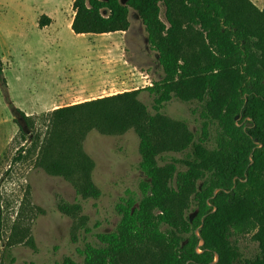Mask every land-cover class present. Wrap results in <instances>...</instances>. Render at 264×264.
Returning <instances> with one entry per match:
<instances>
[{
  "label": "trees",
  "instance_id": "1",
  "mask_svg": "<svg viewBox=\"0 0 264 264\" xmlns=\"http://www.w3.org/2000/svg\"><path fill=\"white\" fill-rule=\"evenodd\" d=\"M130 8L162 75L141 89L54 109L35 160L73 186L78 199H60L57 209L75 218L83 200L100 196L86 135L132 130L138 138V190H126L117 203L115 229L78 250L82 264H211L215 253L214 264H264V7L251 0H73L70 28L80 35L126 31ZM50 23L43 15L38 25ZM142 91L152 96L155 113L140 102ZM172 99L196 104L197 132L162 113ZM248 226L256 229L258 252L243 258L230 237ZM19 244L35 249L27 226H15L5 243L11 263ZM61 264L79 263L65 256Z\"/></svg>",
  "mask_w": 264,
  "mask_h": 264
},
{
  "label": "rangeland",
  "instance_id": "2",
  "mask_svg": "<svg viewBox=\"0 0 264 264\" xmlns=\"http://www.w3.org/2000/svg\"><path fill=\"white\" fill-rule=\"evenodd\" d=\"M72 1L0 0V264H61L65 256L82 264L78 250L86 242H96L97 233L115 229L117 203L126 190L137 191L143 178L138 138L132 130L122 135L89 132L83 148L94 162L92 179L100 196L83 200L80 214L72 218L59 212L57 203L78 199L73 186L35 166L49 113L59 108L54 106H70L88 98L82 92L78 98H67L71 83L93 89L96 78L99 90L90 97L100 98L150 86L162 75L157 53L149 48L144 27L131 8L126 31L80 35L68 26ZM254 1L259 9L264 7V0ZM43 15L51 23L39 27ZM138 98L155 113L147 91ZM11 105L29 117V125L20 114L12 113ZM195 105L172 99L161 111L184 120L197 132L200 119L192 112ZM21 126L29 132H22ZM210 131L216 134V125ZM34 135L39 139L33 140ZM15 226L30 229L35 249L15 246L11 263L4 247ZM255 232L253 226L232 231L230 240L243 258L258 252Z\"/></svg>",
  "mask_w": 264,
  "mask_h": 264
},
{
  "label": "crops",
  "instance_id": "3",
  "mask_svg": "<svg viewBox=\"0 0 264 264\" xmlns=\"http://www.w3.org/2000/svg\"><path fill=\"white\" fill-rule=\"evenodd\" d=\"M253 2H255V1L253 0ZM72 19H73V17H71L70 21L68 22V26L69 27L71 25ZM122 32H124V31H122ZM109 34H112V33H109ZM94 79H95V83H94L93 89H91L90 87H88L87 85H84V84L83 85L81 84V85H78V86L74 87L73 86L74 83H71L70 87L72 89L68 92L67 98H69V99H73L71 97L78 98V97L81 96L80 95L81 92L83 93L82 97H88V98H84L85 100H92L93 98L95 99L96 97H99V96L90 97L91 95L95 94L97 90H99L98 87H97L96 78H94ZM74 92H76V93H74ZM85 100H82V101H85ZM79 102H81V101H76V102H73V103H79ZM60 106L61 105L56 104L54 107L56 108V107H60Z\"/></svg>",
  "mask_w": 264,
  "mask_h": 264
},
{
  "label": "water",
  "instance_id": "4",
  "mask_svg": "<svg viewBox=\"0 0 264 264\" xmlns=\"http://www.w3.org/2000/svg\"><path fill=\"white\" fill-rule=\"evenodd\" d=\"M240 118H241V116H238V117L235 118V119H236V123H237V120L240 119ZM246 120L249 121V122L247 123V125H248L249 127H251V126H252V124L250 123L251 119H250L249 117H246ZM237 125L240 126L241 124H238V123H237ZM21 127H22V129H23L26 133L29 132V130L24 129L23 126H21ZM220 190H221V189H219V188L215 189L214 192H213V197H214V196L217 194V192H219ZM214 210H215V208L213 209V211H214ZM203 219H204V217L201 219L202 223H203ZM200 227H201V226H200ZM195 235H196L197 238H198V244H197V247H196V251H197V252H201L200 247L204 245V239L200 236V234H199V229H196V230H195ZM217 261H218V255L215 253V259H214V261H213L211 264H214V263H216Z\"/></svg>",
  "mask_w": 264,
  "mask_h": 264
}]
</instances>
